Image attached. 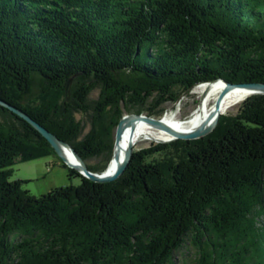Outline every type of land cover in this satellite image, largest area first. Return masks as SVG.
I'll use <instances>...</instances> for the list:
<instances>
[{"label": "trees", "instance_id": "16d2710c", "mask_svg": "<svg viewBox=\"0 0 264 264\" xmlns=\"http://www.w3.org/2000/svg\"><path fill=\"white\" fill-rule=\"evenodd\" d=\"M219 80L264 83V0H0V98L93 172L126 112L159 115ZM52 155L0 105V264H177L190 248L189 264H264V95L204 139L134 151L114 182L67 165L79 185L35 196L10 181Z\"/></svg>", "mask_w": 264, "mask_h": 264}, {"label": "water", "instance_id": "95a60500", "mask_svg": "<svg viewBox=\"0 0 264 264\" xmlns=\"http://www.w3.org/2000/svg\"><path fill=\"white\" fill-rule=\"evenodd\" d=\"M224 81L225 88L224 91L219 98V102L221 99L225 96V94L237 87H242L246 89L251 96L253 95H264V83H240V84H231L228 81L225 80H219ZM73 78H70L67 82V99L70 100V91L72 86ZM0 105L1 107L7 108L11 110L15 115L21 117V119L26 120L33 128H35L37 131L40 132V134L45 138L55 150L57 156L61 158L63 161H65V164L70 167L71 169H74L78 171L80 174L84 175V177H87L88 179L98 182V183H108L111 181H116L117 179L121 178L122 175L125 173L126 169H128L129 165L131 164L133 154L135 150V146L133 143H130L129 146L126 147V149L122 152L123 148V136H125V133L127 131L128 126H133L135 122H138L139 120H151L154 122V124L157 126V128L160 129H166V126L158 120L156 117L144 114V113H133V114H126L122 118V120L119 122L117 130H116V136H115V144H114V150L112 159L110 161L115 163V170L112 173L107 172L106 170L103 173L99 172H93L90 170V168L87 165V162L80 156L76 150L71 146L70 143L63 141L57 137V135L47 128L43 127L42 124L35 121L27 112L15 107L14 105H11L10 103L2 100L0 98ZM220 118H218L214 122H208L206 125H204L201 129L194 130L190 133H183V132H176L173 131L172 128H167V130L171 133V135L174 137L171 142L175 140H186V141H194L198 139H204L207 137L210 133H212L216 126L219 124ZM170 141H162L160 143H167ZM67 151H70L77 163H74L71 161V159L67 156ZM123 155V156H122ZM109 163V164H110Z\"/></svg>", "mask_w": 264, "mask_h": 264}, {"label": "rangeland", "instance_id": "374dc122", "mask_svg": "<svg viewBox=\"0 0 264 264\" xmlns=\"http://www.w3.org/2000/svg\"><path fill=\"white\" fill-rule=\"evenodd\" d=\"M200 84L195 86L193 90L188 94L186 93L182 95L177 103H168L166 105V110L159 115H155L154 117L161 121L163 119L172 121L188 120L191 117L192 113L200 106ZM99 92V90L93 92L90 96V99H97ZM242 102H240L226 114H236L237 111H239ZM126 114L133 113L126 112ZM78 117L81 118L82 116L79 115ZM84 123L86 126L84 132L85 135L90 131V125L87 124L86 121H84ZM160 135L161 134L158 132L157 128H155V130H153L151 135L149 136H128L127 141L128 145L130 143L134 144L135 150H143L155 144H161L160 142L162 141L158 139ZM96 162L97 160L91 161V163ZM65 165V161H63L57 155H52L46 158H39L30 162L26 161L17 163L12 166L13 174L10 176V181L15 182L17 180H27V182L23 184V187L35 196H42L44 194H47L49 191H52L53 189L63 186L79 185L81 183V179L78 177L70 179L69 170L67 167H65ZM193 253L194 251L191 248L177 252L175 254L177 264H189Z\"/></svg>", "mask_w": 264, "mask_h": 264}, {"label": "bare ground", "instance_id": "6f19581e", "mask_svg": "<svg viewBox=\"0 0 264 264\" xmlns=\"http://www.w3.org/2000/svg\"><path fill=\"white\" fill-rule=\"evenodd\" d=\"M225 88L224 81H215L211 83L200 84V94L201 103L197 110H195L188 120H167L163 119L161 122L166 126V129L157 128L151 120H139L135 122L133 126H128L125 136H123V150L126 149L128 145V136H149L152 131L157 128L158 132L161 134L158 138L160 141H170L174 138L167 128H172L173 131L190 133L194 130L201 129L209 121L214 122L221 115L226 114L231 111L236 105H238L243 100L245 101L251 94L242 87H237L229 90L225 96L221 97ZM67 156L72 162L77 163L70 151H67ZM123 156V155H122ZM115 163L111 162L108 166L107 172L112 173L115 170Z\"/></svg>", "mask_w": 264, "mask_h": 264}]
</instances>
